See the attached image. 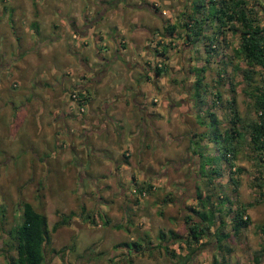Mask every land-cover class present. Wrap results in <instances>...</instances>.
<instances>
[{
	"label": "rangeland",
	"instance_id": "obj_1",
	"mask_svg": "<svg viewBox=\"0 0 264 264\" xmlns=\"http://www.w3.org/2000/svg\"><path fill=\"white\" fill-rule=\"evenodd\" d=\"M45 1V9L47 11L51 9L50 12L54 15V18L49 21L50 25L60 21L57 9L64 13L74 11L72 6L75 3L74 0ZM112 1L107 2L109 7L113 4ZM138 1L143 2L145 6L150 3L157 9V12L153 14L143 5L146 10L143 9L141 13L142 20H146L151 27H147L148 31L143 36H135L132 40L133 46L127 49V52L132 54L130 56L135 58L138 53L142 52V55L137 58L139 60L137 64H141L142 69H135L137 64H134V60L130 62V64H134L133 69L126 70V74H124L123 67L126 65L123 61L127 59V54H119L115 60L111 61L114 56L112 57V53H110L108 72L100 84L96 82L88 91L92 92V101L98 102L102 96H112V94L121 92V85L134 88L137 84L143 88L140 101L149 102L155 98L157 104L162 106L163 118L159 121L155 118L153 123H150L156 126L154 133L149 129L146 130L145 136L142 135V145H139L138 152H135L133 156V162H136L137 167L143 171V179H138L136 182L149 187H144L145 189L143 188L139 193L129 191L126 195H119V189L124 193L128 187H132L131 184L125 187L115 180L110 185L103 183V187L96 184L90 172L103 167L104 161L101 157L107 156L108 153L95 151L90 143H84V146L91 147L89 152L92 155L89 162L91 171L88 172V161H85L84 156L81 158V162L85 161L81 168L76 166L78 160L71 162L72 164L67 161L63 166L54 161L56 154H59L56 152L58 142L59 145L67 142L74 143L75 147H80L79 145L83 144L84 140L80 139L81 129L78 127H73L67 138L60 135L57 140L52 137L49 142L42 143L39 139L40 136L34 135V123L24 121L21 124L19 122L20 126L18 124L17 128L14 124L15 119L12 120V124L4 123L2 120L0 121V208H3L4 215H0V219L4 218V222L0 226L7 230L19 222L21 202L23 201L29 202L35 210L45 215L48 228L58 220L57 211L63 215L68 211H73L74 215L68 219L65 225L50 232V243L45 249L41 264H115L116 260L120 261V264H214L212 256L216 260L215 264H264V230L260 229V226L264 224V199L254 201L257 190L255 186L251 185L253 184V175L259 171L260 180L263 181L262 191L264 194V162L257 166L255 153L249 148L247 123L256 120L257 113L251 107V97L246 92L248 86L241 76L240 69L235 71V67L242 68L244 66L242 59L234 51L237 34L225 31L227 43L225 45H223L224 43L217 44L216 48L206 57L201 41L187 45L189 42H183L181 37L184 31L181 24L183 18L187 19L190 0H119V8H123L125 3ZM245 1L248 6L249 0ZM87 2L88 0H85L82 3L87 4ZM3 5L8 11L6 16L0 14V31L4 29L10 31L9 19L7 21V18L12 15L8 8L10 2L0 0V12ZM39 6L44 9V4ZM257 14L258 17H262L264 10H258ZM44 17H39L41 25L44 22ZM108 17L109 15L106 16V18ZM167 23L176 24L174 30H169L166 27ZM111 24L115 25L116 23L111 22ZM213 25V22L206 21L203 30L208 34ZM99 27L101 26H96V28ZM49 34L52 35V31ZM20 37L22 39L20 51L23 53L26 51L23 44L25 35L22 34ZM44 38L43 35L37 37V42H42ZM11 40L14 41L13 44H6L4 52L6 61L16 60L14 56L19 48V44L13 37ZM75 41L77 39L71 38L70 31H66L64 39L59 43L66 50V43L69 42L72 45ZM60 44L54 45L53 51L43 56L36 65L29 64V74L32 69L35 72L30 75L43 74L42 69L57 57ZM122 44L126 45L124 42ZM56 48H59L58 51ZM105 48L109 49L107 45ZM155 48L159 53H155ZM26 59L31 60V56L27 55ZM159 61L163 65V70L159 76L155 77L152 68ZM55 62L63 65L58 58L55 59ZM200 66L204 68L201 81L202 90L199 91V95L195 99L191 100L189 97L194 80L190 75L193 74L191 68ZM233 66L235 67L233 68ZM224 67L225 71L219 75V69ZM145 76L148 78L145 79ZM17 78L20 81L19 84L17 83V90L20 89L18 91L22 92L24 90L21 84L22 79L18 76ZM10 81L11 79H8L7 84ZM250 82L252 86H264V70L256 66ZM154 84L156 86L153 87ZM116 85H119V88ZM12 89L16 91V89ZM57 89L61 90V85ZM218 93L219 101L214 98ZM229 97L234 98L232 108L235 109L238 117L236 128L243 133L241 142L238 144L239 150L235 159L231 161L233 166L230 167V170L233 168L239 170H233L231 173H229V165L225 161H218L215 158L210 160L211 157L199 152L207 150L211 156L215 152L218 153L214 147L215 143L209 137L206 113L215 112L220 132L231 126L229 104H227ZM3 100L9 102L12 99L5 95ZM69 100L74 102L73 99ZM7 102L4 104L6 105ZM60 102V99L56 101L50 99L45 105L50 109L56 107ZM155 102L150 101L147 104L152 105ZM71 108L72 112L76 113L75 123L81 124L84 121L80 115L83 110H79L76 101L69 109ZM82 109L87 110L88 108L83 107ZM91 110L95 112L97 110V113H100L101 106ZM83 113L86 114V111ZM48 116L51 117L50 112L43 107V122ZM0 117L2 116L0 115ZM45 124L44 122L43 131H41L42 137L47 132ZM92 127L90 123L89 128ZM137 127V134L141 136V129L139 125ZM202 135L203 137L200 139L199 137ZM108 137L113 140L112 134L109 136L105 129L100 135L102 144L99 148L108 151L109 155L118 156L121 147H125L126 143H129L128 134L125 132L120 143H116L115 146ZM205 139L208 141L207 149L205 146L201 148L199 145V142L203 143ZM91 142L94 144V141ZM145 142L147 145L144 150ZM171 143L173 150H170ZM30 144H32L30 146L33 147L32 150L27 147ZM189 146L193 149H188ZM126 147L130 148L129 145ZM196 152L204 158V162L199 168L195 165L194 156V164L191 165L189 161V158ZM162 155H170L174 159L173 167L170 166L168 158L160 159ZM186 156L189 158L186 159ZM156 159L158 160L156 174L162 173L161 166L167 167V175L162 176L160 180H153L152 171L150 173L149 169L151 161L154 162L153 160ZM144 161L147 163L146 166L143 165ZM57 164L59 165L57 166ZM182 165L184 166L181 168ZM212 167L214 169L209 174L210 179L203 177L202 174L208 175L205 173ZM132 168L135 170L136 165ZM215 171L216 173H214ZM111 178L108 175L103 178V181H109ZM230 178H234L236 184ZM178 179L182 181L176 182ZM97 180L100 179L97 178ZM194 195L199 198L194 199ZM205 195H209V201L214 207L218 206L220 211L215 216L219 215L222 228L214 230L215 225H211L208 235L204 236L199 243H192L190 247L186 246L183 241H178L179 244L172 248L174 255L170 258L168 256L170 254L162 250V242L172 238L171 232L179 236L185 235L186 226L195 219L190 210H200L199 200H203ZM207 204L202 209L207 208ZM81 206L84 207V211L79 216ZM243 206L249 218L248 225L234 234L231 230L234 227L232 219L234 209ZM219 212L220 214H218ZM98 213L104 214L103 218L105 216L108 219L107 225L103 223ZM86 215H89L93 221L86 218ZM187 217L188 219H186ZM187 220L189 221L187 222ZM197 220L201 222L199 218ZM216 220L218 221L217 217ZM116 223L119 225L115 226ZM1 228L0 248H4L2 240H5L6 236L2 234ZM176 228L178 229L176 230ZM159 233L163 234V240L157 239ZM155 240L156 246H148L152 243L151 241ZM133 242L136 243L135 246ZM137 243L140 245L139 247H137ZM180 252L183 254L176 257L175 254ZM13 253L12 250L7 251V254ZM4 257V252L0 249V264H5Z\"/></svg>",
	"mask_w": 264,
	"mask_h": 264
},
{
	"label": "crops",
	"instance_id": "obj_2",
	"mask_svg": "<svg viewBox=\"0 0 264 264\" xmlns=\"http://www.w3.org/2000/svg\"><path fill=\"white\" fill-rule=\"evenodd\" d=\"M1 1L10 2L8 8L11 10L9 12L12 15L7 18V21L9 19L8 25L11 32L5 29L0 31V42H2V45H0V115L2 116L0 117V121L3 120L4 123L12 124V120L15 119L16 121L14 124L16 127L19 122L30 121L34 123V135L40 136L39 139L42 143L49 142L52 137H55L54 139L57 140L60 135L67 138L68 134H71L72 128L78 127L81 129L80 139L84 140L83 144L79 145L80 147H75L74 143L69 144V142H67L59 145L58 142L56 145V152L59 154H56V159L54 161L58 162L60 166H63L67 161L72 164L71 162L78 160V165L76 166L77 168H81L83 167V163L87 160L89 172L91 171V165H89L92 158L91 153L89 154L91 147L84 146V143H90L95 151L105 152L106 154L108 153V157H101L104 161L103 167L94 170V172H90L95 183L101 187H103V183L110 185L114 180L125 187L126 185L131 184L132 187H128L124 193L119 189V195H126L129 191H135V187L140 185L136 181H138V179H143V171L140 167H137L138 165L136 162H133V156L135 152H138L139 145H142V135L145 136L146 130L149 129L154 133L156 126L154 124L151 125L150 123H153L155 118H157L158 121L163 118L162 106L157 104L155 98L150 100L156 101L155 104L152 105L147 104L150 101H140L143 88L139 85L137 86V84L134 88H128L125 85H121V92L118 94H112V96H102L101 100L98 102L92 101V92H89L88 89L91 90V87L96 82L100 84L102 78L108 72V67L110 65L108 57L110 56V53H112V57L114 56L111 61L115 60L116 56L119 54H127V59L123 61L126 65L123 67L124 74H126V70L129 71L131 68L133 69L134 64L136 65L138 63L139 60L137 58L142 55V52L138 53L135 58L130 56L132 54L128 53L127 49L133 46L132 40L135 36H143L144 33L148 31L147 27H151L147 24L146 20H142L141 13L143 9L146 10L143 2L125 3L123 8H119V0H88L87 4L82 3L85 0H74L75 3L72 5L74 11L71 13H64L57 9L56 12L58 13L57 16H59L60 21L59 23H53V25H50L49 21L54 18V15L51 14V9L49 11L45 9V0ZM108 1L113 2L111 7H109L107 3ZM43 4L44 9L39 6ZM7 11L8 9L3 5L0 14L6 16ZM16 12H18V14H16ZM49 15L51 16L50 18ZM107 15H109L108 18L110 20L106 18ZM40 16H45L42 25L39 20ZM2 19L4 20V18ZM111 22H115L116 24H111ZM97 25L101 27L96 28ZM50 31H52V35L49 34ZM66 31H70L71 38L77 39V41L72 45H70L69 42L66 43L67 48L64 50L63 45H61L59 41L64 39V32ZM204 32L206 33L207 31ZM22 34L25 35V43L23 44L26 49L23 53L20 51L22 40L20 36H22ZM42 35L45 37L43 41L37 42V37H41ZM11 37H13L15 42L19 44V48L14 56L16 60L13 61V59H11L10 61H6L4 58L6 44L12 45L14 42L11 40ZM123 42L126 44L125 46L122 44ZM57 44H60V49L56 48L57 51L59 49L56 58H58L63 65H59L55 62L56 58H54L45 68L42 69L43 74L30 75L35 71L32 69L29 74V64L36 65L43 56L53 51L52 47ZM106 45L109 49L105 48ZM22 54L23 56L21 57ZM27 55L31 56V60L26 59ZM134 60V64H130V62ZM135 69L141 70V64H137ZM190 75H192L194 79L195 76L193 74ZM17 76L22 79L21 84L24 89L22 92L18 91L20 89L17 90V83H20ZM147 78L148 77L145 76V79ZM8 79H11L9 84H7ZM60 85L61 90H58L57 87ZM116 86L119 88V85ZM154 86H156V84H154L153 87ZM12 88L16 89V91H13ZM74 89L85 92L86 99L83 107L86 109L88 108L87 110L83 109V112L86 111V114L83 112L80 114L84 121L79 125L75 123V119L77 118L75 116L76 113L74 111L72 112V108L69 109L70 107H73L74 102L69 100L71 98L68 95L69 92ZM133 92L134 95H132ZM5 95L9 96L12 100L9 102L4 101L3 99ZM50 99L51 101L60 99V103L62 104L59 103L56 107H51L49 109L45 103ZM190 99L193 100V98ZM6 102L7 104L5 105L4 103ZM87 105L89 107H86ZM99 106H101L100 113H97V110L96 112L91 110L95 108L98 109ZM43 107L50 112L51 117L48 116L47 119L44 120L46 123L45 125L47 126V132L45 136L42 137L41 131H43L44 125L42 118ZM90 123L91 127L93 126L91 129L89 128ZM137 125H139L141 129V136L137 134ZM105 129L108 131L109 136L110 134L113 136V140L108 137L113 142V146H115L116 143H120L124 132L128 134L127 139L129 140V143H126V146L129 145L130 148L126 146L121 147L118 156L112 154L109 155L108 151L100 149L99 146L102 144L100 135ZM91 138L92 140H89ZM91 141H94V144H92L93 142ZM40 142L38 143L41 144ZM207 142L206 139L203 143L200 141V147L203 148V146H205V149H207ZM97 144L99 145L96 147ZM145 145H147L146 142L144 143V150L146 148ZM30 146H32V144L27 147L29 150H32L31 148L33 147ZM73 146L74 149H72ZM172 148L173 144L170 146V150H173ZM189 148L191 150L193 149V147L190 146L188 149ZM201 152L206 156H211L210 152L207 150H202ZM170 155H162L160 159L168 158V161L171 164L170 166L173 167L174 159ZM83 156L85 161L81 162ZM110 156L113 157L111 158ZM193 156L196 162L195 165L199 168L200 160L197 153H194L190 158L189 156H186V159L189 158L190 164L193 165ZM153 161L154 162L151 161L152 164L149 166L150 173L152 171L153 180H160L162 176L167 175V167L161 166L162 173L158 175L156 174L158 160L156 159ZM59 164H57V166ZM134 164L136 165L135 170L132 168V166H135ZM141 164L142 162L140 165ZM143 165L146 166L147 163L144 161ZM183 166L184 165H182L181 168ZM174 167L178 168L175 165ZM88 172L85 171V173ZM108 175L112 178L109 181H103V178ZM202 176L208 179L210 178L209 175L202 174ZM96 177L100 180H97ZM180 181L182 180H176L178 183ZM194 199H198V197L195 196ZM192 214L195 216L192 223L199 222L197 220L198 217L193 212ZM218 214H220V212ZM216 217L218 218V221L216 220ZM244 217L245 216H243V218ZM221 224L222 221L219 215L215 216L212 224L215 225L214 230L222 228ZM117 225L119 224L116 223L115 226ZM177 229L178 228H176V230ZM167 231L170 232V230ZM150 234L152 235V233ZM162 235L163 234L159 233L157 239L160 238V240H163ZM178 241V239L173 241L171 238H168L166 242H162V250H164V247H167L170 249V252H173L172 248L179 244ZM151 242L152 243L148 244V246H156V240ZM137 245V247L140 246L138 243ZM180 254H183V252L175 254V256L180 257ZM173 255L174 252L168 256L172 258ZM116 263L120 264V261L116 260L115 264Z\"/></svg>",
	"mask_w": 264,
	"mask_h": 264
},
{
	"label": "trees",
	"instance_id": "obj_3",
	"mask_svg": "<svg viewBox=\"0 0 264 264\" xmlns=\"http://www.w3.org/2000/svg\"><path fill=\"white\" fill-rule=\"evenodd\" d=\"M249 5H246L245 0H190L189 1V13H187V19L183 18L181 26H183L184 31L181 35L183 42L188 41L187 45H191L196 41H201L203 52L205 56L208 55L216 48V45H225L226 34L225 31H230L231 34H237L236 47L234 48L235 53L242 59L244 66L242 68L235 67V71L240 69L241 76L245 79V84L248 86L246 92L251 97V107L257 113V119L247 123V135L249 148L255 153L257 158L255 164L260 166L264 162V86H252L250 79L254 73L256 66H259L264 70V15L258 17V10H264L263 4L259 0H249ZM147 7L151 12L156 13L157 9L151 4H147ZM184 14L182 13V16ZM261 19V21H260ZM206 21L213 22V27L210 33H205L203 27ZM169 30H174L176 24H166ZM182 28V27H181ZM155 53H159L158 49L155 48ZM163 70V65L160 61L154 64L152 68V73L155 77L159 76ZM204 68L192 67L191 72L194 74V80L192 81V90L190 91V98L195 99L201 91V85ZM219 75L225 71L224 68L219 69ZM147 77V76H146ZM74 95L77 97L76 103L78 106L83 107L85 104L86 94L84 91L73 90ZM72 91L69 92L71 97ZM214 98L219 101V93L215 94ZM72 99V98H71ZM234 103V98L229 97L227 99V104H229L228 112L229 114V126L223 129L221 132L217 127V118L215 113L208 112L207 117V127L209 128V137L215 143V152L213 156H207L212 158L225 161L229 165V173L231 171L239 170L238 168H233L230 170L232 163L231 161L235 159L236 154L239 150L238 144L241 142V136L243 133L236 128L238 117L236 115L235 109L232 108ZM215 104V103H214ZM200 135V134H199ZM199 137V136H198ZM203 135L199 138L202 139ZM218 138V139H217ZM197 153V152H196ZM200 153H202L200 151ZM198 154L201 163L203 164L202 155ZM217 153V154H216ZM188 157V156H187ZM213 167L206 171L205 174H210L213 171ZM216 173V171L214 172ZM260 172L256 171L253 175V186L257 190L256 198L254 201H261L264 199V194L262 191L263 181L260 180ZM207 175V176H208ZM210 176V175H209ZM210 179V178H209ZM231 181L236 184L234 178H230ZM148 188L149 186L138 185L135 187L136 192L142 191L143 188ZM144 188V189H145ZM199 198V197H198ZM207 204V208H203ZM200 210L191 211L199 218L201 223L194 222L186 226V233L184 236H179L171 232L173 240L178 239L183 241L186 246L192 243H199L201 239L208 235L209 227L214 222L215 214L220 211L218 206H213L209 201V195H205L203 200H199ZM2 207V206H1ZM3 208H0V215H4ZM84 207L81 206L79 210V216L82 215ZM58 215V220L55 221L50 228L47 227L46 217L43 213L35 210L32 205L27 202H21V211L19 222L12 228L7 230L1 228L2 234L6 236L5 240H2L4 248H0L4 252L5 264H41L44 258L45 249L50 243V232L55 231L58 227L63 226L67 223L68 219L74 215L73 211H68L66 214H61L56 212ZM99 214V213H98ZM104 214H99L104 224H108V219ZM243 216H245L243 218ZM86 218H90L86 215ZM188 219V217L186 218ZM233 225L231 228L232 232L235 234L238 230L248 225V216L243 207H236L233 213ZM93 220L91 219V222ZM189 220H187L188 222ZM4 218L0 219V225H3ZM260 229L264 230V224L260 226ZM227 235L226 233H224ZM176 237H173L175 236ZM133 245L136 244L133 242ZM12 250L13 254H7V251ZM167 247H164V252L168 254H173L169 251ZM256 260V259H255ZM212 263H216L215 258L212 256Z\"/></svg>",
	"mask_w": 264,
	"mask_h": 264
},
{
	"label": "built area",
	"instance_id": "obj_4",
	"mask_svg": "<svg viewBox=\"0 0 264 264\" xmlns=\"http://www.w3.org/2000/svg\"><path fill=\"white\" fill-rule=\"evenodd\" d=\"M71 98L74 100V102L76 101L75 99H77V97L74 95V92L73 93H71ZM83 107H81V106H79V110H83L82 109Z\"/></svg>",
	"mask_w": 264,
	"mask_h": 264
},
{
	"label": "water",
	"instance_id": "obj_5",
	"mask_svg": "<svg viewBox=\"0 0 264 264\" xmlns=\"http://www.w3.org/2000/svg\"><path fill=\"white\" fill-rule=\"evenodd\" d=\"M259 2L264 5V0H259Z\"/></svg>",
	"mask_w": 264,
	"mask_h": 264
}]
</instances>
